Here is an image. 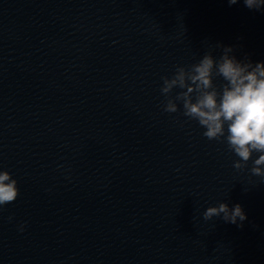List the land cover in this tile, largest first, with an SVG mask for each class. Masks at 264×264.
Here are the masks:
<instances>
[{
  "label": "water",
  "instance_id": "water-1",
  "mask_svg": "<svg viewBox=\"0 0 264 264\" xmlns=\"http://www.w3.org/2000/svg\"><path fill=\"white\" fill-rule=\"evenodd\" d=\"M217 45L264 61V10L0 0V170L19 188L0 208V264H264L257 154L236 169L182 101L163 110L162 77ZM221 202L241 205L242 226L204 218Z\"/></svg>",
  "mask_w": 264,
  "mask_h": 264
},
{
  "label": "clouds",
  "instance_id": "clouds-1",
  "mask_svg": "<svg viewBox=\"0 0 264 264\" xmlns=\"http://www.w3.org/2000/svg\"><path fill=\"white\" fill-rule=\"evenodd\" d=\"M240 0H228L229 6ZM249 9L264 10V0H243ZM222 55L210 52L189 67L178 66L171 78L162 77L161 93L167 98L163 110L178 111L176 101H182L183 115L195 120L209 140H223L239 159L236 169H244L252 161L251 173L264 178V61L237 59L232 46H223ZM216 78L223 81L217 86ZM180 89L174 99H168L173 89ZM19 196L17 180L7 170H0V208ZM207 220L222 217L225 222L238 224L247 219L240 204L229 206L221 202L208 207ZM12 219V217H9ZM24 226H20V231Z\"/></svg>",
  "mask_w": 264,
  "mask_h": 264
}]
</instances>
